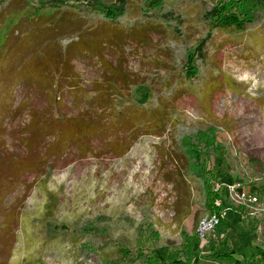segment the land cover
I'll list each match as a JSON object with an SVG mask.
<instances>
[{
  "label": "rangeland",
  "instance_id": "obj_1",
  "mask_svg": "<svg viewBox=\"0 0 264 264\" xmlns=\"http://www.w3.org/2000/svg\"><path fill=\"white\" fill-rule=\"evenodd\" d=\"M144 1L128 0L123 23L131 28L121 41L100 15L70 10L56 41L45 36L46 23L19 20L0 48V264H143L133 260L137 247L180 250V233L197 236L214 203L221 220L204 241L196 237L200 264H220L213 253L223 247L264 251V0H162L163 24L140 33ZM23 7L22 0L0 4V16ZM215 7L221 19L254 22L243 32H209L204 22ZM74 41L91 48L73 54L70 77L37 66L52 43ZM201 44L198 67L211 72L192 85L171 75ZM99 54L132 77L166 75L164 130L140 128L121 157L111 144L124 146L128 132L107 131L82 150L66 143L58 152L41 127L53 114L95 113L86 92L103 78ZM147 93L141 86L124 96L140 106ZM194 134L207 146L194 144L201 155L188 163L178 144ZM234 184L257 203H236V191L225 188ZM216 185L222 202L213 201ZM123 249L131 260L121 259Z\"/></svg>",
  "mask_w": 264,
  "mask_h": 264
},
{
  "label": "trees",
  "instance_id": "obj_2",
  "mask_svg": "<svg viewBox=\"0 0 264 264\" xmlns=\"http://www.w3.org/2000/svg\"><path fill=\"white\" fill-rule=\"evenodd\" d=\"M22 1H24V7L18 12L4 17L0 16V48L9 40L19 20L46 23L47 32H45V36L50 41H56V35L62 29L63 21L61 17L70 10H76L84 15H100L103 21L106 22L105 24L108 25L105 26H111V30L117 35L118 41H121L131 28V26L123 23V19L128 14V0H115V2H107V0H35L38 1L36 5L30 4L28 2L30 0ZM10 3L11 0H1L0 4L7 5ZM258 11L260 12V9ZM164 15L165 9L162 0H145L140 7L139 26H135V29L140 33L157 31L156 27L163 24L164 18L162 19V16ZM165 17L168 18L167 14ZM253 22V19L248 21H237L236 18L221 19L215 7L208 13L204 23L209 32L227 29L243 32ZM98 43V41L95 42V48H100ZM52 46L55 48L54 50ZM82 48L91 47L83 41H74L62 46L54 42L49 46L52 53H48L47 50L42 56H38L41 57V61L37 66L45 68L48 65V68L57 73V76H54L58 80H61L59 79L61 76L68 78L73 74L70 59L74 53L81 51ZM201 48L202 44L194 52L186 51L180 68L170 74L180 76L185 83L192 85L204 76L205 70L210 73V69L206 68L207 65L204 66V69L198 67L197 62ZM98 58L104 72L103 78L100 82L94 83L92 89L86 92V98L91 108L94 109V116L66 118L53 114L51 121L41 127V135L56 138L53 148L58 152L63 150L66 143L71 144L73 147L80 145L79 149L82 150L83 146L90 145L107 131L108 133L114 132L116 135L128 132L131 135L124 146L121 145L119 139H115L111 144L114 156L121 157L128 150L129 143L133 142L136 135H138L137 133L140 132V128L147 130V134L153 135H159L162 132L158 133V131L164 130L166 122L164 111L166 108H164L162 102L163 96H167L170 90L165 79L166 75H159L156 78L153 74L146 77H132L122 68L121 64H114L100 54ZM47 60H52L53 65L49 66ZM214 72L211 73L213 79L215 77ZM141 86L148 89L145 102L140 106L130 104L124 93L129 94ZM209 136H211V133L203 134L200 137L207 139ZM204 142L196 134L180 139L179 150L188 163L193 162V160L197 161L198 158L195 157L201 155L200 151L195 149L191 151V148L194 146L198 148ZM223 191V188L214 191V202L217 200L222 202L221 195ZM212 209L209 214L214 213L220 216L216 212L220 208L215 203L212 204ZM181 235L183 246L180 250L160 253L151 249L146 250L144 246L137 247L133 260L141 261L143 264H200V258L197 255L199 249L197 236L195 234L188 235L184 230L182 234L180 233V237ZM255 249L253 251L246 249L241 253V251H232L223 247V249L213 253L214 260L220 264H245L246 261L264 263V251L258 252ZM131 256V253L123 249L122 260H131Z\"/></svg>",
  "mask_w": 264,
  "mask_h": 264
},
{
  "label": "built area",
  "instance_id": "obj_3",
  "mask_svg": "<svg viewBox=\"0 0 264 264\" xmlns=\"http://www.w3.org/2000/svg\"><path fill=\"white\" fill-rule=\"evenodd\" d=\"M241 185L234 184L232 186H226V190L230 191H236V200L235 202L238 204H242L243 202H247L248 204H255L257 203V198L253 196H247L246 193H243L240 189ZM222 188V185H216L215 191H218ZM221 220V214L220 216L218 214H208L205 217L201 218L196 227V234L199 238L200 242L201 240L205 239L206 235H209L211 232L214 231V229L217 227V225L220 223ZM204 241V240H203ZM205 243V242H204Z\"/></svg>",
  "mask_w": 264,
  "mask_h": 264
}]
</instances>
